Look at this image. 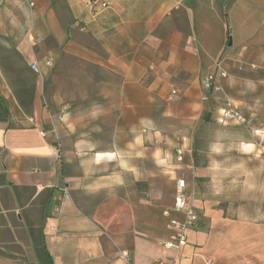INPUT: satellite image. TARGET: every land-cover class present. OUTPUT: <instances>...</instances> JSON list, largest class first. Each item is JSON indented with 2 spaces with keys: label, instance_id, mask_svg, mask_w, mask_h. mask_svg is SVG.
<instances>
[{
  "label": "crops",
  "instance_id": "obj_1",
  "mask_svg": "<svg viewBox=\"0 0 264 264\" xmlns=\"http://www.w3.org/2000/svg\"><path fill=\"white\" fill-rule=\"evenodd\" d=\"M263 49L264 0H0V264H264V222L212 254L193 204L176 251L156 203L180 161L160 120H198L200 78Z\"/></svg>",
  "mask_w": 264,
  "mask_h": 264
},
{
  "label": "rangeland",
  "instance_id": "obj_2",
  "mask_svg": "<svg viewBox=\"0 0 264 264\" xmlns=\"http://www.w3.org/2000/svg\"><path fill=\"white\" fill-rule=\"evenodd\" d=\"M224 62L222 90L200 99L204 109L198 120H160L169 133L166 149L173 156L180 150L183 157L172 164L169 176L158 178L156 203L169 205L176 179L186 178L200 216L196 231L207 235L205 244L195 246L212 254L215 235L229 238L232 223L264 222V49L236 50ZM224 108L240 118L225 116ZM222 247L229 249L230 242Z\"/></svg>",
  "mask_w": 264,
  "mask_h": 264
},
{
  "label": "built area",
  "instance_id": "obj_3",
  "mask_svg": "<svg viewBox=\"0 0 264 264\" xmlns=\"http://www.w3.org/2000/svg\"><path fill=\"white\" fill-rule=\"evenodd\" d=\"M103 5L105 4L103 3ZM47 64H49V62H47ZM30 67L35 72L41 73L40 67L35 62H32ZM226 76V70L219 64L216 66L214 72L202 76L200 78L202 87L200 99L206 101L212 92L221 91V80ZM222 111L223 114L228 117L238 116L237 113L230 108H224ZM238 118H240V116H238ZM177 152V157L181 160V151L177 150ZM172 212H175L177 215H173ZM161 214L164 218L165 230L167 231V236L162 244L165 248L177 251L187 244L188 232L197 221V212L191 202V196L187 192L184 178L177 179L172 208L162 210ZM122 255L127 257V253L124 251Z\"/></svg>",
  "mask_w": 264,
  "mask_h": 264
},
{
  "label": "water",
  "instance_id": "obj_4",
  "mask_svg": "<svg viewBox=\"0 0 264 264\" xmlns=\"http://www.w3.org/2000/svg\"><path fill=\"white\" fill-rule=\"evenodd\" d=\"M230 43V42H229Z\"/></svg>",
  "mask_w": 264,
  "mask_h": 264
}]
</instances>
